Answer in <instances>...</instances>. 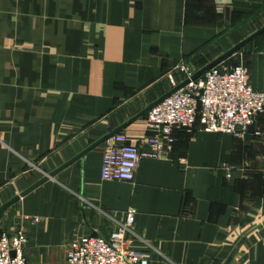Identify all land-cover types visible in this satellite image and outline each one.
Here are the masks:
<instances>
[{"label":"crops","instance_id":"1","mask_svg":"<svg viewBox=\"0 0 264 264\" xmlns=\"http://www.w3.org/2000/svg\"><path fill=\"white\" fill-rule=\"evenodd\" d=\"M262 8L0 0V204L171 88L170 75L177 84L178 63L199 68L244 38L227 28ZM241 48L253 88L264 91V31ZM254 124L243 137L175 129L171 154L141 157L132 180L100 178V144L20 196L0 226L25 228L27 264H68L70 241L107 236L132 206V244L149 264H264V114ZM120 132L148 148L145 114Z\"/></svg>","mask_w":264,"mask_h":264},{"label":"built area","instance_id":"2","mask_svg":"<svg viewBox=\"0 0 264 264\" xmlns=\"http://www.w3.org/2000/svg\"><path fill=\"white\" fill-rule=\"evenodd\" d=\"M223 62L190 79L146 112L147 149L128 143L120 131L106 139L102 143L100 178L132 180L141 157L169 156L175 129L191 130L198 124L206 131L245 136L248 125L264 114V91L253 88L248 68L241 60ZM176 68L184 78L193 73L183 63ZM169 81L172 85L177 82L173 75ZM135 212L134 207H128L124 219L107 236L90 234L70 241L66 250L68 264H149V252L132 244ZM26 241L27 232L22 226L11 231L0 226V264H27Z\"/></svg>","mask_w":264,"mask_h":264},{"label":"water","instance_id":"3","mask_svg":"<svg viewBox=\"0 0 264 264\" xmlns=\"http://www.w3.org/2000/svg\"><path fill=\"white\" fill-rule=\"evenodd\" d=\"M263 31H264V24H262L261 26H259L258 28H256L254 31H252L251 33H249L248 35H246L244 38H242L241 40H239L238 42H236L235 44H233L232 46H230L229 48H227L226 50H224L223 52H221L220 54H218L213 59L209 60L207 63H205L204 65H202L198 69L194 70L193 73L189 77H185L182 80H180L177 84L173 85L171 88H169L168 90H166L165 92H163L162 94H160L157 98H155V99L151 100L150 102H148L145 106H143L142 108H140L137 112H135L133 115H131L129 118H127L123 122H121L120 124L114 126L110 130H108L107 132H105L104 134H102L100 137H98L97 139H95L93 142H91L90 144H88L85 148H83L82 150H80L79 152H77L75 155H73L71 158H69L68 160H66L62 164H60L58 167H56L55 169H53V170L45 173L43 176H41L40 178H38L32 184H30L25 189H23L22 191H20L18 194H15L11 198H9L8 200H6L2 204H0V216L3 214V212L11 204H13L14 202H16L19 199L20 196L26 194L27 192H29L30 190H32L33 188H35L37 185H39L40 183H42L46 179H48L50 177H53L59 170H61L62 168H64L68 164H70L71 162L75 161L77 158L82 157L86 152H88L91 149L95 148L96 146L102 144L110 136H112L115 133L121 131L127 124H129L133 120H135V119L143 116L144 114H146V112L152 106H154L155 104L159 103L165 97H167L171 93H173L176 90H178L179 88H181L190 79H195V78L201 76L206 70H208L209 68H211L214 65H217L221 61H223L226 58H228L229 56H231L233 53H235L236 51H238L241 47H243L246 43H248L249 41H251L252 39H254L256 36H258ZM254 130H255V124H254V122H252L251 124L248 125L247 131L254 132Z\"/></svg>","mask_w":264,"mask_h":264},{"label":"rangeland","instance_id":"4","mask_svg":"<svg viewBox=\"0 0 264 264\" xmlns=\"http://www.w3.org/2000/svg\"><path fill=\"white\" fill-rule=\"evenodd\" d=\"M242 19L243 20H240L238 22V24L236 23L234 26H231V27L227 28V30H226L227 34L226 35H229V33L232 32L233 30H238V31L241 30V31H243L242 35H244V33H247V32L251 33L252 31H254L256 28H258L259 26L264 24V9L263 8L259 9L256 12H253L251 15H248V16L242 18ZM213 45H211L210 48H212ZM241 49H239L238 51L233 53L224 62L225 63H235L237 61H240L238 54H239ZM224 62H223V64H224ZM183 64L187 65L193 71L198 69L197 60L196 59L187 60L186 62H183Z\"/></svg>","mask_w":264,"mask_h":264}]
</instances>
